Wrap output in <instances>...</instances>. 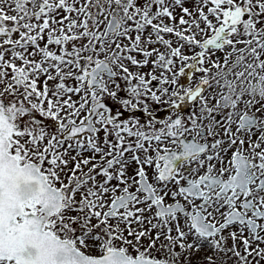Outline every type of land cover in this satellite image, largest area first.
Instances as JSON below:
<instances>
[{"label": "snow or ice", "instance_id": "snow-or-ice-1", "mask_svg": "<svg viewBox=\"0 0 264 264\" xmlns=\"http://www.w3.org/2000/svg\"><path fill=\"white\" fill-rule=\"evenodd\" d=\"M0 264H264V0H0Z\"/></svg>", "mask_w": 264, "mask_h": 264}, {"label": "rangeland", "instance_id": "rangeland-1", "mask_svg": "<svg viewBox=\"0 0 264 264\" xmlns=\"http://www.w3.org/2000/svg\"><path fill=\"white\" fill-rule=\"evenodd\" d=\"M190 6V5H189Z\"/></svg>", "mask_w": 264, "mask_h": 264}]
</instances>
